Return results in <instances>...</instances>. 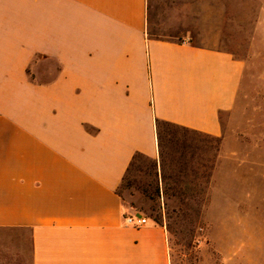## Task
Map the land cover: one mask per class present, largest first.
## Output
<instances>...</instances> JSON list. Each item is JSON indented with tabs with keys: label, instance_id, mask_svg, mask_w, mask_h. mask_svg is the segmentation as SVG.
Wrapping results in <instances>:
<instances>
[{
	"label": "crops",
	"instance_id": "1",
	"mask_svg": "<svg viewBox=\"0 0 264 264\" xmlns=\"http://www.w3.org/2000/svg\"><path fill=\"white\" fill-rule=\"evenodd\" d=\"M174 4L0 0V264H172L119 187L159 158L158 121L220 137L246 70L185 40Z\"/></svg>",
	"mask_w": 264,
	"mask_h": 264
},
{
	"label": "rangeland",
	"instance_id": "2",
	"mask_svg": "<svg viewBox=\"0 0 264 264\" xmlns=\"http://www.w3.org/2000/svg\"><path fill=\"white\" fill-rule=\"evenodd\" d=\"M174 2L185 40L245 61L240 93L220 137L161 127L162 156H138L118 193L166 227L172 264H264V0Z\"/></svg>",
	"mask_w": 264,
	"mask_h": 264
},
{
	"label": "built area",
	"instance_id": "3",
	"mask_svg": "<svg viewBox=\"0 0 264 264\" xmlns=\"http://www.w3.org/2000/svg\"><path fill=\"white\" fill-rule=\"evenodd\" d=\"M125 225L126 226H131L134 228H141L145 225L148 224V219L146 217L143 216H126L124 219Z\"/></svg>",
	"mask_w": 264,
	"mask_h": 264
},
{
	"label": "trees",
	"instance_id": "4",
	"mask_svg": "<svg viewBox=\"0 0 264 264\" xmlns=\"http://www.w3.org/2000/svg\"><path fill=\"white\" fill-rule=\"evenodd\" d=\"M164 126H169V127H173V128H177V129H182V130H185V131H191V132H195L193 130H190V129H187V128H184V127H180V126H177V125H174V124H170V123H167V122H163V121H158V139H159V149L161 150L162 148V138H161V133H160V129L161 127H164ZM198 133V132H197ZM160 155L162 156V152L160 151ZM138 156H142V155H137L135 157V159L138 157ZM134 159V160H135ZM128 216L127 214H125V217Z\"/></svg>",
	"mask_w": 264,
	"mask_h": 264
}]
</instances>
